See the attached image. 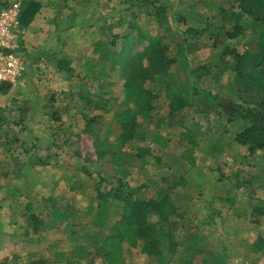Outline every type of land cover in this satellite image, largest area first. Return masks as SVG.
Wrapping results in <instances>:
<instances>
[{"label":"rangeland","instance_id":"374dc122","mask_svg":"<svg viewBox=\"0 0 264 264\" xmlns=\"http://www.w3.org/2000/svg\"><path fill=\"white\" fill-rule=\"evenodd\" d=\"M6 1L10 3L19 0ZM38 1L41 3V9L31 24L26 29L21 30L18 26L16 29L18 46L19 42L23 45V51L20 47L17 51L23 63V70L19 83L10 86L6 94H0V109L8 119L6 124L1 126L0 135L2 144L5 143L6 137H16L19 141L27 142L28 147L35 144L41 157L46 154L44 145L47 142L58 146L52 150V155L56 154L57 157L50 165L27 170L23 180L16 175L11 180V185L19 190V203L33 199V196L51 197L56 205L68 214V224H59L38 238L23 237L17 202L8 199L0 203V261L6 260L7 264H28V255L39 251H45L53 259V253L69 252L76 244L89 250L94 249L93 242L89 240H71L72 230L77 231V228L90 222L96 204L90 198L91 181L86 179L80 167L83 159H89L90 162L84 164L95 174L99 171L107 172L109 165L96 160L93 140L82 132L84 123L78 112L80 104L77 95L102 92L103 97L109 100L111 112L119 110L122 103L123 80L118 72L110 71L108 63L100 60L99 53L94 52L98 41H106V27L103 23H100L102 27L92 25L99 16L97 11L100 8L108 10L110 6H118L119 1L92 0V11L81 21L84 22V27H74L67 31L57 27V24H63L67 20L64 14L69 9L64 5L71 11H80V0ZM169 1L175 14L185 17V22L177 24L179 31L198 28L203 26L206 20L208 22L206 27L209 33L198 39L200 48L189 55L192 68L201 65L213 66L212 74L202 79V87L221 98L242 103L247 96L241 100L234 91L241 90L233 89L234 74L228 67H215L221 64L220 54L224 47L234 48L239 54L245 50H255L257 33L253 32L249 25L246 26L250 19H240L239 23L246 26V29L243 34L230 40L224 37V34L233 31L235 22L223 19L225 12L230 10L229 0ZM123 15L119 18L110 16L113 24L124 21L121 27L114 29L118 35H123L130 29L129 26L135 24L152 33L159 31L154 21L146 15ZM221 27L224 28L221 31V40L212 47V37L209 35ZM132 36L135 37V33ZM167 42L170 45V53L175 54L174 47L178 41L172 30L167 34ZM61 57H65L69 62L72 70L70 74L56 67V59ZM100 69L105 70L104 75H99ZM176 69L174 66L172 72H176ZM93 73L95 78L92 77ZM183 76L180 73L176 75V79L182 81ZM51 97L54 99L53 103L50 102ZM196 104L203 107L199 101ZM50 105L58 109L60 122H53L46 115ZM23 110L25 115H21ZM90 113L101 114L98 111ZM18 118H24L25 129L12 123ZM112 123V113L105 115L102 128L106 129ZM241 127L239 123H227L225 118L216 112L200 114L194 108L170 116L167 99L161 91L149 123L139 129L144 133V137L133 140L123 151L134 154L137 148H146L151 156L160 159L162 167L156 162L146 165L143 169L129 167L130 175L127 181L132 187L146 184L153 180L156 171L167 173L170 181L185 178L187 187L183 191L184 199L180 205L183 206L185 216L192 222L198 223L200 219L206 221L202 224L206 230L203 234L208 244L205 249L213 253L223 250L229 264H264L261 253L255 255L252 251L253 244L259 238L264 239V215L254 212L257 206H264V156L249 157L244 147L233 142ZM17 146L18 143L14 148ZM74 151L79 153V160L73 155ZM13 158L23 161L25 155L18 147L9 149L8 152L0 148V198L4 196L2 188L9 183L8 178L15 169ZM218 163L225 165L223 173L227 179L222 183L215 181L216 174L211 171ZM75 179L78 184L83 182L79 190L71 189ZM239 179L247 183L235 190L233 183ZM155 188L149 184L143 197L153 196ZM231 195L235 196V215L227 212L228 209L234 210L231 209L232 206L218 198ZM46 208L49 211L48 204ZM212 210H217L218 214ZM171 220L181 224V227L189 226L187 222L182 226L183 222H179V219ZM109 225L107 224L108 229L104 230L105 235L109 233ZM88 230L94 233L97 229L89 226ZM184 235L185 232L176 234L175 240H183ZM143 262L136 250L123 244L122 264ZM76 264L85 263L81 261ZM95 264L104 263L96 259Z\"/></svg>","mask_w":264,"mask_h":264},{"label":"trees","instance_id":"16d2710c","mask_svg":"<svg viewBox=\"0 0 264 264\" xmlns=\"http://www.w3.org/2000/svg\"><path fill=\"white\" fill-rule=\"evenodd\" d=\"M118 1V6H110L108 10L100 8L98 14L95 12L99 16L92 25L102 27L100 23H103L106 27V41H98L94 52L99 53L100 60L108 63L110 71L118 72L123 80L121 107L111 112L109 100L103 97L102 92L97 94L85 92L77 95L80 104L78 112L84 123L82 132L92 138L96 160L109 165L107 172L99 171L95 174H92L84 164L90 162L89 159H83L80 167L86 179L91 181L90 198L96 204L90 222L77 228V231L72 230L71 240L75 241L78 238L89 240L93 242L94 249L89 250L83 245L76 244L69 252L53 253V259L45 251L33 252L28 255V264H76L81 261L85 264H95L96 259L104 264H122L123 244L136 250L142 257L143 264H229L223 250L213 253L205 249L208 244L203 234L206 230L202 224L206 221L200 219L196 223L185 216L183 206L180 205L184 199L183 191L187 187L185 178L170 181L167 173L156 171L153 180L132 187L127 181L130 175L129 167L143 169L146 165L154 164L153 162L160 165V159L151 156L146 148H137L134 154L123 150L133 140L144 137V133L139 129L149 123L155 103L163 91L170 116L189 108H194L200 114L216 112L229 124H241L242 127L235 134L233 142L244 147L249 157L264 156V0H229L230 10L225 12L226 16L223 17L225 21L235 22L233 31L224 34V37L230 40L243 34L248 25L257 33L255 50H245L239 54L234 48L224 47L220 54L221 64L214 66L216 69L228 67L234 74L233 89H241L240 92L234 91L241 100L247 96L242 103L221 98L202 87V79L212 74L213 66L201 65L192 68L189 55L200 48L198 39L209 33L206 27L207 20L201 27L179 31L177 24L185 22V17L175 14L169 0ZM19 2L18 27L22 30L26 29L39 13L41 3L38 0ZM79 3L80 11H71L64 5L69 9L64 14L67 20L63 24H57L62 31L84 27V22L81 21L92 11L94 2L80 0ZM8 4L6 0H0V10ZM124 13L130 16L146 15L154 21L159 31L152 33L135 24L129 26L130 29L123 35H118L114 29L121 27L124 21L113 24L111 17L114 15L119 18L124 16ZM243 17L250 19L246 26L239 23ZM223 29L221 27L209 35L212 37V47L220 42ZM171 30L178 41L174 47L175 54L170 53V45L167 42V34ZM134 33L135 37L132 36ZM22 46V42H19L20 50L23 51ZM174 66L177 69L173 73ZM56 67L66 74L72 71L65 57L56 59ZM98 73L104 75L105 70L100 69ZM180 73L184 75L182 81L176 79V75ZM92 77H96L94 73ZM9 89L10 85H1L0 94H6ZM197 101L201 102L203 107L198 106ZM50 102H54L53 97ZM91 111H98L101 114L91 115ZM45 113L53 122H60L58 109L53 105H50ZM110 113L113 123L103 129L104 116ZM21 115H25L24 110ZM7 120L0 109V128ZM12 123L20 125L22 129L26 128L24 118L13 120ZM5 139V143L2 144L0 135V148L4 152L18 147L25 155L23 161L12 159L15 169L8 178L9 183L2 188L4 196L0 198V203L8 199L17 202L19 218L22 219L20 228L23 237L38 238L59 224H68V214L59 208L51 197L33 196V199L19 203L18 200L21 199L19 190L11 185V180L16 175L23 180L27 170L50 165L57 157L56 154L52 155V150L58 146L47 142L44 145L46 154L41 157L35 144L28 147L27 142L19 141L16 137ZM17 143L18 146L14 148ZM73 155L77 160L80 159L77 151H74ZM224 166L218 163L211 169L212 173L216 174L215 181L218 183L227 179L223 173ZM234 176L238 177L236 174ZM79 183L75 179L71 189L79 190L83 182ZM245 183L247 182L239 179L233 186L238 190ZM149 184L156 187L155 192L153 196L145 198L143 194ZM218 198L232 206L231 209L234 210L228 209L227 212L235 215V196ZM47 204L49 211L46 208ZM263 208L264 206H257L254 212L264 215ZM212 211L218 214L217 210ZM172 218L183 222L182 226L186 222L189 226L181 227V224L171 220ZM107 224H110L109 233L105 235ZM89 226L96 228V232H90ZM183 232H185L183 240H175L176 234ZM252 251L255 255L261 253L264 257V239L259 238L253 244ZM7 263L6 260L0 261V264Z\"/></svg>","mask_w":264,"mask_h":264},{"label":"built area","instance_id":"2783aa9c","mask_svg":"<svg viewBox=\"0 0 264 264\" xmlns=\"http://www.w3.org/2000/svg\"><path fill=\"white\" fill-rule=\"evenodd\" d=\"M20 2L9 3L0 10V86H16L20 81L23 63L17 53Z\"/></svg>","mask_w":264,"mask_h":264},{"label":"crops","instance_id":"0c3cea01","mask_svg":"<svg viewBox=\"0 0 264 264\" xmlns=\"http://www.w3.org/2000/svg\"><path fill=\"white\" fill-rule=\"evenodd\" d=\"M19 47V46H18ZM17 51H18V48H17ZM18 53V52H17Z\"/></svg>","mask_w":264,"mask_h":264}]
</instances>
